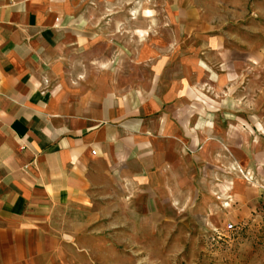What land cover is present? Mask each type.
Here are the masks:
<instances>
[{
    "label": "crops",
    "instance_id": "obj_1",
    "mask_svg": "<svg viewBox=\"0 0 264 264\" xmlns=\"http://www.w3.org/2000/svg\"><path fill=\"white\" fill-rule=\"evenodd\" d=\"M233 17L175 0L139 31L72 0H0V264H90L95 224L253 214L264 89L246 88L264 86V48Z\"/></svg>",
    "mask_w": 264,
    "mask_h": 264
},
{
    "label": "rangeland",
    "instance_id": "obj_2",
    "mask_svg": "<svg viewBox=\"0 0 264 264\" xmlns=\"http://www.w3.org/2000/svg\"><path fill=\"white\" fill-rule=\"evenodd\" d=\"M208 13L218 11L237 21L244 41L264 48V0H243L247 8H234L231 0H195ZM214 1V2H213ZM220 1L219 5L215 3ZM242 1V0H240ZM78 14H86L97 24L105 17L108 27L143 30L147 16L167 15L175 0H72ZM237 9V12H236ZM132 16L114 23L113 17ZM103 20V19H102ZM149 25V24H148ZM250 82L246 88L251 97L261 94L264 86ZM126 216H123V218ZM128 217V216H127ZM212 216L185 214L153 216V229L131 231L104 229L95 224L84 234V254L90 264H264V199H260L253 214L236 219L228 216L223 222L211 223ZM234 227L229 229V225ZM145 226L144 224H142ZM111 227L112 224H106ZM99 227V228H97Z\"/></svg>",
    "mask_w": 264,
    "mask_h": 264
},
{
    "label": "built area",
    "instance_id": "obj_3",
    "mask_svg": "<svg viewBox=\"0 0 264 264\" xmlns=\"http://www.w3.org/2000/svg\"><path fill=\"white\" fill-rule=\"evenodd\" d=\"M94 153H96V151H93ZM234 227V225L233 224H230L229 225V229H232Z\"/></svg>",
    "mask_w": 264,
    "mask_h": 264
}]
</instances>
